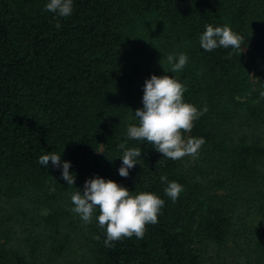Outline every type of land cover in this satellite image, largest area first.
Listing matches in <instances>:
<instances>
[{
    "label": "trees",
    "instance_id": "16d2710c",
    "mask_svg": "<svg viewBox=\"0 0 264 264\" xmlns=\"http://www.w3.org/2000/svg\"><path fill=\"white\" fill-rule=\"evenodd\" d=\"M48 2L0 0V203H22L27 225L14 236L0 212V264H264V0H73L69 17ZM209 24L242 36V52L202 49ZM180 53L188 63L172 73L166 57ZM152 75L179 80L185 102L207 107L183 133L205 139L198 157L173 161L128 139ZM125 142L141 149L127 178ZM51 152L70 163L74 185L62 165L38 163ZM162 175L183 186L175 202ZM96 177L165 204L142 239L112 247L97 209L80 260L69 254L67 206Z\"/></svg>",
    "mask_w": 264,
    "mask_h": 264
},
{
    "label": "clouds",
    "instance_id": "9594fccd",
    "mask_svg": "<svg viewBox=\"0 0 264 264\" xmlns=\"http://www.w3.org/2000/svg\"><path fill=\"white\" fill-rule=\"evenodd\" d=\"M45 11L57 14L59 17H69L73 13V0H50L45 5ZM55 27L62 25L57 22ZM200 36V46L211 52L218 47L242 52L241 45L245 42L243 37L224 25L213 27L206 25ZM167 63L172 73L181 72L188 63V56L180 53L178 56L168 55ZM186 87L179 80L168 75H152L145 81L142 98L143 108L137 109L134 116L138 119L137 125H129L127 137L132 140H146L154 145L156 152L164 158L178 161L185 156L198 157L199 150L205 144L204 138H185L183 133H190L194 121L207 112V107L198 110L196 106L184 101ZM264 98V91L260 93ZM118 148L123 150L122 166L119 175L127 178L129 169L137 165V158L141 156L140 148H128L127 143H121ZM49 161L56 167L62 165V178L67 185H74L75 173H70L69 162H62L61 156L51 152L42 155L38 163L48 166ZM159 164V161L157 165ZM54 179V178H53ZM162 183L168 186L165 194L175 202L183 192V186L178 182H168L167 177L160 176ZM75 205L72 211L78 214L86 223H91L93 213L98 209V224L106 229L105 247H112L113 242L124 238L142 239L148 225L158 223V216L164 207L165 201L151 192L132 194L126 187L119 185L111 179L91 178L84 184L83 193L78 190L71 195ZM99 240L100 237L96 236Z\"/></svg>",
    "mask_w": 264,
    "mask_h": 264
},
{
    "label": "rangeland",
    "instance_id": "374dc122",
    "mask_svg": "<svg viewBox=\"0 0 264 264\" xmlns=\"http://www.w3.org/2000/svg\"><path fill=\"white\" fill-rule=\"evenodd\" d=\"M67 208L71 210V214L69 216V221L67 225V231L71 236V241H70V250L69 254L72 257H76L78 259H84L86 258L88 251H87V245L89 244V239H87V234L88 232V226L89 223L86 224L81 217L74 213L72 209L75 207L74 204L68 202ZM23 204L22 203H16L15 206H11L9 204L5 203H0V212H4L3 209L7 210L6 217L9 219V226H12V232L14 236H18V234L23 232V229L25 226L22 224V214L20 213L19 210L15 209V207L19 208V206ZM27 206V205H24ZM29 206V205H28ZM29 218L25 219V222L28 221ZM67 220V221H68ZM218 259L212 256V261L216 262Z\"/></svg>",
    "mask_w": 264,
    "mask_h": 264
}]
</instances>
